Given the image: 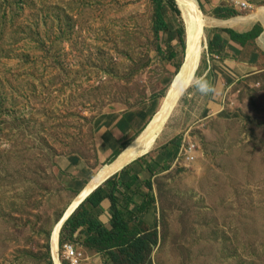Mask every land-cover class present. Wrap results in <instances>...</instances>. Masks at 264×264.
I'll list each match as a JSON object with an SVG mask.
<instances>
[{
	"label": "rangeland",
	"instance_id": "1",
	"mask_svg": "<svg viewBox=\"0 0 264 264\" xmlns=\"http://www.w3.org/2000/svg\"><path fill=\"white\" fill-rule=\"evenodd\" d=\"M196 2L207 48L144 155L165 157L145 217L158 244L144 264H264V54L221 98L210 72L213 36L233 21L261 28L250 21L264 0ZM163 3L171 32L157 40L151 0H0V264H72L66 245L79 264H103L83 235L66 240L64 227L54 257L51 236L84 193L72 191L60 163H96L97 129L113 117L152 111L120 153L157 115L184 61L176 36L181 29L184 42V18ZM198 80L210 91L200 93Z\"/></svg>",
	"mask_w": 264,
	"mask_h": 264
},
{
	"label": "trees",
	"instance_id": "2",
	"mask_svg": "<svg viewBox=\"0 0 264 264\" xmlns=\"http://www.w3.org/2000/svg\"><path fill=\"white\" fill-rule=\"evenodd\" d=\"M151 1L155 8V38L159 40L162 35H169L171 29L163 16V0ZM168 2L180 13L174 0ZM221 12L216 11L217 15ZM261 33L259 27L241 35L230 30L221 31V34L241 46L257 40ZM176 36L178 43L184 46L185 54V31L184 42L181 29L176 30ZM212 40L211 49L221 50L219 36L214 35ZM118 154H114L112 159ZM163 158L165 160L161 154L155 160L143 156L107 179L68 219L62 231L63 237L65 235L66 240H73L83 235L85 247L99 253L104 264H144L158 244L157 231L154 227H145V217L155 205L152 187V177L156 174L154 166L164 170L161 166ZM104 203L108 204L105 215L102 208Z\"/></svg>",
	"mask_w": 264,
	"mask_h": 264
},
{
	"label": "crops",
	"instance_id": "3",
	"mask_svg": "<svg viewBox=\"0 0 264 264\" xmlns=\"http://www.w3.org/2000/svg\"><path fill=\"white\" fill-rule=\"evenodd\" d=\"M245 1L252 2L253 0ZM239 22V25L246 24L245 21ZM258 22L261 23V26H258L262 29L260 37L244 46L232 42L227 35H223L221 32L219 35L217 34L221 42V50H217L216 55L212 56L214 60L210 68V72L214 76L213 94L216 98H221L224 89L239 81L241 77H246L257 71L258 56L264 54V23ZM255 23L246 29L228 27L229 29L224 30H230L241 35L252 31L257 26ZM150 115H152L151 109L143 108L123 113L100 124L97 129L96 163H89L79 158L62 159L60 167L65 174L67 183L72 186V191L78 193L84 190L97 176L99 172L97 170L113 160L114 154L119 152L124 144L144 127ZM153 184L152 178V187ZM102 208L103 213L106 214L108 204L104 203ZM101 261L104 264L102 258Z\"/></svg>",
	"mask_w": 264,
	"mask_h": 264
},
{
	"label": "bare ground",
	"instance_id": "4",
	"mask_svg": "<svg viewBox=\"0 0 264 264\" xmlns=\"http://www.w3.org/2000/svg\"><path fill=\"white\" fill-rule=\"evenodd\" d=\"M182 3L184 5L185 9L190 13L189 15H191V16L194 15V18H192V17L186 18L183 14L184 22H185V25L187 27L188 42L190 44V42H192V38H193L192 36H193V32H194L195 22H199L200 26L202 28L201 20L205 19V17L202 16V18H196V12H193V10H192V8H195L194 0H182ZM255 21H261L262 23H264V9L257 11V13L253 16V19H251L250 23L251 22L253 23ZM237 23H240V22L239 21H233V22L226 24V25H229L232 27V26L237 25ZM246 24L249 25V22ZM246 24H244V25H246ZM209 25L212 26L213 23L209 22ZM194 82H195V78L189 74H182V75L176 77V79L174 80V82L172 84V88L166 94V97L163 100L157 115L150 122V124H148L147 127L144 129V131L140 135H138V137L134 141H132L123 151H121L113 159L112 162L105 165L104 168H102L99 171L97 176L84 189V193L82 195H80V197L78 198V201L76 198L69 205L66 212L68 211L70 214L76 208V206L79 204V202L82 201V199H84L85 197L89 196L98 185H100L105 180L111 178L115 174L119 173L124 167L131 164L135 160L139 159V157L141 155H143V154L146 155L150 151H152L153 147L157 144V142L160 139L162 128H163L164 124L166 123V121L168 120V118L170 117L173 106L177 102L178 98L182 95V93L184 91H186L190 86H192V84ZM61 219L58 222L59 225H58L57 229L55 230L54 236L53 237L51 236V240H50L51 247L53 248V254H54V257L56 259H57V255H58V250L57 251L55 250V244H56V240H58V249H59L60 231H61V225H62ZM53 232H54V230H53ZM51 253H52V251H51Z\"/></svg>",
	"mask_w": 264,
	"mask_h": 264
},
{
	"label": "water",
	"instance_id": "5",
	"mask_svg": "<svg viewBox=\"0 0 264 264\" xmlns=\"http://www.w3.org/2000/svg\"><path fill=\"white\" fill-rule=\"evenodd\" d=\"M174 2L176 4L178 10L182 14V16L184 14V16L186 18H190V17L194 18V15L193 16L189 15L190 13L185 9V7L182 3V0H174ZM194 3L197 7V10L202 14V11L200 10V7H199L198 3L196 2V0L194 1ZM201 25H202V28H201L199 22H195L194 32H193V36H192L193 38H192V42H190V44L188 42L187 27L185 25V45H186V48H185V54H184V61H183V65H182L179 73L176 75V77L180 76L182 74H189L193 77L196 76V73H197L199 66H200L202 54H203L204 50L207 48L206 44L205 43L203 44L204 29L206 27V20L205 19L201 20ZM176 77H175V79H176ZM144 155L145 154L141 155L139 158L143 157ZM99 186L100 185H98L93 190V192ZM89 196L82 199V201L79 202V204L76 206V208L70 214L68 211L67 212L65 211V213L61 219L62 220L61 229L64 227V225L66 224L68 219L76 212V210L84 203V201ZM60 233H61V231H60Z\"/></svg>",
	"mask_w": 264,
	"mask_h": 264
},
{
	"label": "built area",
	"instance_id": "6",
	"mask_svg": "<svg viewBox=\"0 0 264 264\" xmlns=\"http://www.w3.org/2000/svg\"><path fill=\"white\" fill-rule=\"evenodd\" d=\"M241 8H246V4L241 3L239 4ZM67 255L71 261L72 264H79L80 263V255H78L74 249L73 246L66 245Z\"/></svg>",
	"mask_w": 264,
	"mask_h": 264
},
{
	"label": "clouds",
	"instance_id": "7",
	"mask_svg": "<svg viewBox=\"0 0 264 264\" xmlns=\"http://www.w3.org/2000/svg\"><path fill=\"white\" fill-rule=\"evenodd\" d=\"M197 90L200 93L205 94V93L210 91V86L208 85L207 81L198 80L197 81Z\"/></svg>",
	"mask_w": 264,
	"mask_h": 264
}]
</instances>
